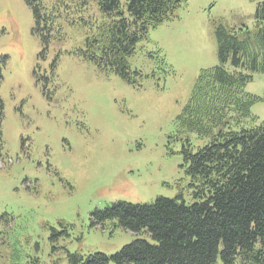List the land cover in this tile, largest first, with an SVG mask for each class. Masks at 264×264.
Masks as SVG:
<instances>
[{"label": "rangeland", "instance_id": "374dc122", "mask_svg": "<svg viewBox=\"0 0 264 264\" xmlns=\"http://www.w3.org/2000/svg\"><path fill=\"white\" fill-rule=\"evenodd\" d=\"M260 1L186 0L130 58L145 74L137 86L76 54L87 28L60 18L46 48L26 1L0 0V264H72L71 253L155 242L94 214L118 201H195L185 149L210 139L181 131L178 117L201 71L220 63L217 29L254 28ZM89 13L104 21L97 3ZM246 90L261 99L245 124L262 125L264 72Z\"/></svg>", "mask_w": 264, "mask_h": 264}, {"label": "trees", "instance_id": "16d2710c", "mask_svg": "<svg viewBox=\"0 0 264 264\" xmlns=\"http://www.w3.org/2000/svg\"><path fill=\"white\" fill-rule=\"evenodd\" d=\"M25 1L46 48L58 19L79 23L87 28L80 57L138 86L143 73L131 68L130 58L150 29L173 19L186 0ZM92 2L104 21L89 13ZM255 18L254 28L217 29L220 63L201 71L178 117L181 131L210 139L197 153L185 149L195 201L158 196L96 211V222L117 219L131 231L150 232L155 242L138 238L114 255L71 253L72 264H217L219 255L224 264H264V124H245L261 99L246 85L264 72V0Z\"/></svg>", "mask_w": 264, "mask_h": 264}]
</instances>
